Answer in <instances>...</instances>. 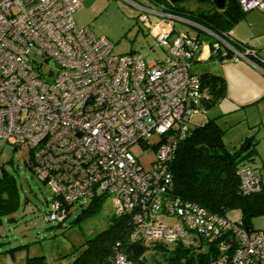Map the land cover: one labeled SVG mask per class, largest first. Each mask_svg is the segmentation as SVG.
Wrapping results in <instances>:
<instances>
[{"label": "built area", "instance_id": "built-area-1", "mask_svg": "<svg viewBox=\"0 0 264 264\" xmlns=\"http://www.w3.org/2000/svg\"><path fill=\"white\" fill-rule=\"evenodd\" d=\"M242 10L264 12V0H237ZM80 0H0V146L26 145L30 168L51 196L44 220L61 221L67 204L111 194L114 213H129V238L210 241L219 251L214 264H264V228H250L172 191L170 163L203 94L191 69L195 35L175 31L171 19L197 22L158 8L139 6L160 57L138 50L113 52L112 41L73 13ZM148 13L166 23L155 29ZM207 30V29H206ZM213 53L231 47L207 30ZM229 32L227 33L228 37ZM221 43L227 46H221ZM154 152L148 168L130 148ZM243 193L264 189V169L240 163ZM174 216V224L166 216ZM197 237V238H196ZM111 264H129L113 249Z\"/></svg>", "mask_w": 264, "mask_h": 264}, {"label": "rangeland", "instance_id": "rangeland-1", "mask_svg": "<svg viewBox=\"0 0 264 264\" xmlns=\"http://www.w3.org/2000/svg\"><path fill=\"white\" fill-rule=\"evenodd\" d=\"M178 1L180 3L182 1L185 5H195L197 2V0L196 2L194 0ZM134 3L132 0H87L83 8L73 13L74 21L77 25L88 24L95 33L106 35L113 43V52L136 49L145 56L146 60L160 57L163 49L153 44L151 34L137 16L139 7ZM148 16L151 20L162 17L154 13H148ZM171 21L175 31L194 35L199 30L191 23L182 20L171 19ZM259 35L258 38L264 39V33ZM258 42L264 44L259 39ZM258 47L259 54L264 57V45ZM232 62L225 58H210L203 62L206 68H208L207 65H211V70L222 74L226 82V90L223 96L211 106H201L199 112L191 115L189 124L192 126L201 123L207 117L215 116L216 122L223 130L222 141L226 149H237L245 139H249L252 151L242 161L262 168L261 164H264V74L253 73L246 64L244 68H241L243 64ZM200 67L202 64L198 61L191 65L192 70ZM223 69L226 70V74ZM248 142H245L243 146L248 145ZM130 150L136 154L144 168H148L149 161L154 157L153 150L148 148L143 152L135 147ZM27 162L26 145L14 147L12 143H2L0 172L3 168L14 176L18 199L16 207L9 214L2 216L0 222V264H23L26 255L39 253L43 254L45 264H66L71 258L69 253L72 249L79 248L80 242L107 225L114 210L112 196L105 194L94 214L83 216L77 221L69 222L88 199L72 202L69 214L61 223L44 220L42 213L48 208L51 192L46 184L28 168ZM226 215L231 219H237L239 210L232 208L227 210ZM166 221L173 225L175 217L166 216ZM250 225L254 228H264V214L252 216Z\"/></svg>", "mask_w": 264, "mask_h": 264}, {"label": "trees", "instance_id": "trees-1", "mask_svg": "<svg viewBox=\"0 0 264 264\" xmlns=\"http://www.w3.org/2000/svg\"><path fill=\"white\" fill-rule=\"evenodd\" d=\"M181 3L169 0L138 1L141 6L158 8L197 22L224 37L235 49H241L244 46L250 48L241 40L231 36L226 37L229 29L246 13L237 0H225L222 8L215 7L210 0H197L195 5H185L182 1ZM248 54L253 61L264 67V61L257 58L255 50ZM210 55L222 58L231 55V52L219 54L217 51ZM197 74L203 94L206 95V98H201V106L209 107L225 93L224 77L207 70ZM222 131L215 116L207 117L201 123L189 126V132L179 140L170 163L172 191L182 198L197 202L225 216H227V210L236 208L244 224L252 228L250 218L264 214V189L248 193L241 192L238 189L236 173L238 165L250 153L251 142L245 139L239 148L228 150L222 141ZM247 141H249L248 145L243 146ZM27 166L31 169L29 160ZM104 196V193H100L88 198L87 203L69 222L94 214ZM17 199L15 178L2 168L0 222L2 216L9 214L16 207ZM71 204H67V215ZM62 220L58 222L61 223ZM129 220V213L113 212L103 229L80 242L77 250H71L69 253L71 258L66 264H111L109 256L115 248L126 253L129 264H214L218 258L219 251L215 245L197 237L196 242L179 239L167 242L148 241L139 237L129 238L131 227ZM23 264H45L43 254L26 255Z\"/></svg>", "mask_w": 264, "mask_h": 264}, {"label": "crops", "instance_id": "crops-1", "mask_svg": "<svg viewBox=\"0 0 264 264\" xmlns=\"http://www.w3.org/2000/svg\"><path fill=\"white\" fill-rule=\"evenodd\" d=\"M86 1L87 0H80V4L76 8L75 11H79L81 8H83ZM132 1L135 2L134 4L136 5V4H138V1H140V0H132ZM263 13H264L263 11H260L257 9L247 10L245 15L242 18H240L238 21H236V23L229 29L230 36L237 39V40L243 41L252 50H255L257 58L260 59L261 61H264V57H262V55L259 54V52H258L259 47L258 46H262L264 44H261V42H258V39L261 40L262 42H264V39L258 38V37H260L259 34L264 33V28H263L264 27V24H263L264 14ZM148 18H149V16H148ZM149 21L151 22L152 26H154L155 29L161 28L164 25L162 23H166V20H163L162 17L155 19V20H151L149 18ZM196 28H198V27H196ZM198 29H199L198 32L196 34H194L196 36L198 46H197L196 51L193 54L192 64L195 61H198V62H200V64H202V67H200L196 70H192V71H194L196 73H199V72L205 71V70L214 72V70H211L212 69L211 65L210 66L207 65L208 68H206V65L203 62L207 61L210 58H214V59L225 58V60L233 61L232 63H239L240 65L243 64L241 68H244L245 64L248 65L252 69L253 73H258V74H262V75L264 74V67H262L261 65L257 64L255 61H253V59L249 56V54H246L245 56H238L237 58H234L233 56L231 58L230 55L226 56V57H222V58L211 56L210 53H213L212 48H211V42L213 40V37L209 32H207V30H209V29H207L206 27L198 28ZM173 31H175V30H173ZM148 33L151 34L150 31H148ZM256 35H258V36L256 37ZM221 46H224L225 48H227V46L224 45L223 43H221ZM217 50L219 51V54H220V49H217ZM225 51H233V50L231 49V47H229V48L225 49ZM223 72L226 74V70H224ZM225 90H226V87H225ZM193 114H196V113H193ZM251 151L252 150H250V152ZM261 166H263V167L262 168L256 167V168L264 169V164H261Z\"/></svg>", "mask_w": 264, "mask_h": 264}, {"label": "water", "instance_id": "water-1", "mask_svg": "<svg viewBox=\"0 0 264 264\" xmlns=\"http://www.w3.org/2000/svg\"><path fill=\"white\" fill-rule=\"evenodd\" d=\"M169 1H178V0H169ZM198 1H205V0H198ZM217 8H222L224 5L225 0H210Z\"/></svg>", "mask_w": 264, "mask_h": 264}, {"label": "clouds", "instance_id": "clouds-1", "mask_svg": "<svg viewBox=\"0 0 264 264\" xmlns=\"http://www.w3.org/2000/svg\"><path fill=\"white\" fill-rule=\"evenodd\" d=\"M139 4H137V6H138ZM139 7V6H138Z\"/></svg>", "mask_w": 264, "mask_h": 264}]
</instances>
